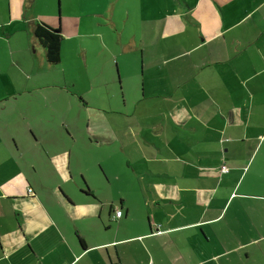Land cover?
I'll list each match as a JSON object with an SVG mask.
<instances>
[{
  "label": "crops",
  "instance_id": "0c3cea01",
  "mask_svg": "<svg viewBox=\"0 0 264 264\" xmlns=\"http://www.w3.org/2000/svg\"><path fill=\"white\" fill-rule=\"evenodd\" d=\"M96 2L0 0V135L21 150L42 124L49 158L71 140L130 183L107 200L75 152L78 188L42 193L7 149L0 264H264V0Z\"/></svg>",
  "mask_w": 264,
  "mask_h": 264
},
{
  "label": "rangeland",
  "instance_id": "374dc122",
  "mask_svg": "<svg viewBox=\"0 0 264 264\" xmlns=\"http://www.w3.org/2000/svg\"><path fill=\"white\" fill-rule=\"evenodd\" d=\"M65 1H66V6L68 5L71 7L72 4L76 8L78 7L77 0H64V6H65ZM90 3H91L90 9L92 8L96 9L97 6L96 0H93L92 2L91 0H88V4ZM56 7H57V17L59 18V11H58L59 4L57 2H56ZM72 77L73 76H70L68 78L69 85L76 84L74 80H71ZM115 86L117 85L115 84ZM130 86H132V84ZM58 92L59 90L57 91V93ZM66 96H68L66 101L67 103L79 102L78 98L74 99L73 97H71L70 94L66 93ZM59 105L60 104H58L55 113H57L60 116L63 114L64 116L67 115V108L63 104V101H62V105L61 106ZM69 112L70 113L75 112V108H73L72 105H70L69 107ZM53 116L58 119V116L54 114V112H52L51 117ZM76 120L80 122L81 125H83V121L79 119ZM43 130H45V127L42 124L37 127V130L34 131L28 130L27 131L28 140H25L22 137H20L18 130L16 132L11 131L13 132L14 136H16V139L18 140L20 147H22V145L24 144L21 150H19L18 147L16 146L17 144L16 140H12L10 142L11 147L8 146V148H5L4 141L0 135V171H4L5 162H7L8 167L15 168L17 166L16 164H18L15 162V160L20 158V161L22 160L23 162L19 164V168L24 171L25 177H23L22 180L26 181L25 182L26 185H28V183H31L35 188H38L39 191H41L42 193H45L47 192V190L52 189L56 194V192L60 187L58 186V183H61L63 185V189L66 192L68 191L67 193L69 194V192H73L75 191L76 188H78L81 181L79 170H76L77 167L79 166L77 164V159H75V152H76V153H80V157L84 161L83 163L87 162V164L83 165L84 167L83 176L89 182L90 187H92L96 192H101L102 188H106L105 197L107 200L110 201L115 199L117 195L116 191H118L119 189L122 190L121 188L125 189L128 187L130 183V177L126 176V170H124L123 165L121 164V160H115L116 168L110 170L108 172L109 174H104L105 173L104 170L102 171V168L100 167L98 162L94 160L95 158H92L90 155H86L84 151L81 149L80 144L75 145V142L71 140H68L64 148L60 147V149L62 150V155L60 158H56V157L49 158L45 150L41 146L43 137L48 135V132L45 133L43 132ZM62 130L63 133H66V130L64 128H62ZM74 132L77 134L80 133L79 130H76ZM0 133L4 134V132H0ZM32 146H34L33 149H30ZM7 149L11 150V152L15 154L14 156L16 159L13 156L7 154L6 152ZM71 149L73 150L74 154L72 156V167L71 169H69L67 166V161L71 157L70 156ZM27 151H28L27 156L25 157H23V155L21 156L22 152L26 153ZM4 177L5 175L3 173L0 174V182H2L3 184L5 183ZM107 178L108 181H110L109 184ZM23 193L26 192L23 191ZM4 202L5 200L0 199V209L4 205Z\"/></svg>",
  "mask_w": 264,
  "mask_h": 264
},
{
  "label": "trees",
  "instance_id": "16d2710c",
  "mask_svg": "<svg viewBox=\"0 0 264 264\" xmlns=\"http://www.w3.org/2000/svg\"><path fill=\"white\" fill-rule=\"evenodd\" d=\"M35 35L45 49L47 61L51 64L59 63L63 42L61 29L41 23L36 26Z\"/></svg>",
  "mask_w": 264,
  "mask_h": 264
},
{
  "label": "built area",
  "instance_id": "2783aa9c",
  "mask_svg": "<svg viewBox=\"0 0 264 264\" xmlns=\"http://www.w3.org/2000/svg\"><path fill=\"white\" fill-rule=\"evenodd\" d=\"M221 171H222V173H228L229 170H228V167H227L226 165H223V166L221 167ZM28 192H29V193H32L33 191H32V189H29ZM122 215H123L122 210H116V211H115V214H114V216H113V219H119V218L122 217Z\"/></svg>",
  "mask_w": 264,
  "mask_h": 264
}]
</instances>
